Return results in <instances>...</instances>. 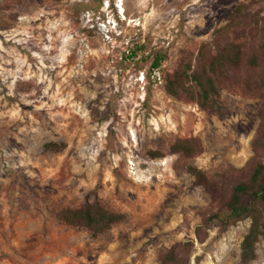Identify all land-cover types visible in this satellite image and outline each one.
<instances>
[{"label":"rangeland","instance_id":"obj_1","mask_svg":"<svg viewBox=\"0 0 264 264\" xmlns=\"http://www.w3.org/2000/svg\"><path fill=\"white\" fill-rule=\"evenodd\" d=\"M240 4L264 14V0H0V264H162L185 242L188 264H264L263 240L240 261L247 220L197 239L217 199L187 170L221 183L242 169L262 102L222 89L220 114L165 91ZM93 203L123 221L93 237L56 218Z\"/></svg>","mask_w":264,"mask_h":264},{"label":"trees","instance_id":"obj_2","mask_svg":"<svg viewBox=\"0 0 264 264\" xmlns=\"http://www.w3.org/2000/svg\"><path fill=\"white\" fill-rule=\"evenodd\" d=\"M59 1V0H55ZM184 52L180 67L165 79V91L176 98L186 97L204 110L224 112L220 100L222 89L239 90L262 102L261 122L252 141L253 156L238 171H230L225 182H213L198 168L187 167L195 182L215 193L216 210L196 229L199 233L220 224L221 233L242 221H249L247 233L240 245V261L249 263L257 258V244L264 241V14L251 11L248 4L237 6L222 28L215 31L211 41L201 44L193 60ZM163 56L153 59L150 70H160ZM54 144H46L51 148ZM173 153L191 158L201 152L195 140H177L170 146ZM56 218L62 224L85 228L93 237L106 233L123 221L121 213L109 210L100 203L78 208H60ZM192 242H185L165 252L162 264H188ZM182 253H184L182 255Z\"/></svg>","mask_w":264,"mask_h":264},{"label":"built area","instance_id":"obj_3","mask_svg":"<svg viewBox=\"0 0 264 264\" xmlns=\"http://www.w3.org/2000/svg\"><path fill=\"white\" fill-rule=\"evenodd\" d=\"M152 74H153V77H154L155 79L160 80L161 75H160V73H159L158 70H154V71L152 72Z\"/></svg>","mask_w":264,"mask_h":264}]
</instances>
